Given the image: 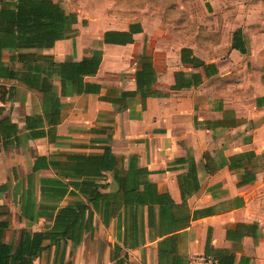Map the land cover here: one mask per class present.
<instances>
[{
	"label": "crops",
	"instance_id": "crops-1",
	"mask_svg": "<svg viewBox=\"0 0 264 264\" xmlns=\"http://www.w3.org/2000/svg\"><path fill=\"white\" fill-rule=\"evenodd\" d=\"M54 1L79 10L69 0ZM178 2L176 26L136 20L101 28L98 20L82 24L79 14L75 37L39 51L57 64L100 58L96 75L74 82L42 61L37 64L47 71L36 80L4 51L3 240L19 242L24 231L45 229L54 222L47 215L55 218L62 208L80 203L88 209L81 241L65 239L35 264H189L192 256L207 255V244L234 254L235 264H264V56L248 55L255 12H232V6L215 12L224 39L218 44L210 39L212 28L190 36L182 23L193 15L190 1ZM238 30L246 53L233 48ZM145 55L154 73L138 87ZM107 146L117 169L108 168ZM248 152L256 157L246 167L231 168L232 156ZM133 159L148 168L149 184L127 183L138 175L128 169ZM99 161L106 168L93 170ZM254 173L255 180H245ZM239 224L248 232L228 239Z\"/></svg>",
	"mask_w": 264,
	"mask_h": 264
},
{
	"label": "trees",
	"instance_id": "trees-1",
	"mask_svg": "<svg viewBox=\"0 0 264 264\" xmlns=\"http://www.w3.org/2000/svg\"><path fill=\"white\" fill-rule=\"evenodd\" d=\"M78 23L79 16L77 12L69 10L61 2L54 0H0V73L8 69L2 58L4 51H10L11 60L23 64L22 70L26 71L27 74L34 75L36 73V80L40 72L47 71L43 67H40L37 61L60 68L62 76L70 78L71 82L80 80L86 75H96L101 61L100 58L92 57L85 58L81 62L67 61L57 64L54 63L53 57L39 53V51L52 48L59 40L75 37L77 34L76 25ZM83 23L86 22L83 21ZM131 41L132 39H130ZM116 43L121 42L117 41ZM233 48L246 53L242 30L234 33ZM191 62L194 64L199 62L200 66L208 68L204 62L197 58H191ZM142 66L145 72L143 75L140 72L137 74L138 87L146 83L144 79L145 75L150 70L153 72L150 56H143ZM10 75L17 78L20 82H26L24 77L19 75L18 72L11 71ZM197 82L201 83L202 81L199 79ZM31 87L36 89L37 85H34V82H32ZM49 98L47 96L46 99L48 100ZM106 154L108 155V168L117 169V159L112 153L110 146H107L105 149L104 155ZM78 156L83 157L81 154H78ZM243 157L247 158V160L242 159ZM253 157L255 158L256 155L252 152L232 156L230 160L235 165L233 167L231 165V168L246 167ZM78 167L84 168L82 162H78ZM104 168L106 166H100V161L95 162L92 166L93 170ZM128 169L138 174L126 178L129 185L149 184L147 181L150 173L148 168L139 167L133 159L130 161ZM191 170L193 171L192 180L195 182V164L191 165ZM255 178L254 173L251 178L245 180L253 181ZM182 192L185 196L184 190ZM87 211L88 209L84 204L76 203L73 207L62 208L55 218L53 214H48L47 217L54 221L52 225H47L43 230L24 231L19 242L10 243L4 241L3 229L5 226L2 225L0 227V264H35V261L40 259L45 252L65 239L71 240L74 243L80 242L88 229L85 223ZM25 212L28 213V210ZM243 228L248 229L249 227L245 224H239L237 229L228 230V239L233 241L235 239L241 240L243 235L248 232L246 230L241 231ZM211 255L218 264H235L236 261L234 254H230L225 250L215 249L210 244H207V256ZM249 263L250 259H246L240 264Z\"/></svg>",
	"mask_w": 264,
	"mask_h": 264
},
{
	"label": "rangeland",
	"instance_id": "rangeland-1",
	"mask_svg": "<svg viewBox=\"0 0 264 264\" xmlns=\"http://www.w3.org/2000/svg\"><path fill=\"white\" fill-rule=\"evenodd\" d=\"M79 9L77 14L86 20H98L101 28H113L123 26L130 21L144 20L149 24L159 23L161 25L176 26L180 23L181 11L176 10L178 0H69ZM191 4V12L183 24L188 26L193 36L200 30L212 28L211 41L218 44L223 43V37L218 32V25L221 19L217 18L215 12H225L230 6L235 8L232 12H255L254 21L249 24V53L264 56V0H221L216 5L208 0H185L184 4ZM235 2V3H232ZM223 24V22H222ZM181 25V24H180ZM222 26V25H221ZM248 106L252 102V97L241 98Z\"/></svg>",
	"mask_w": 264,
	"mask_h": 264
},
{
	"label": "built area",
	"instance_id": "built-area-1",
	"mask_svg": "<svg viewBox=\"0 0 264 264\" xmlns=\"http://www.w3.org/2000/svg\"><path fill=\"white\" fill-rule=\"evenodd\" d=\"M214 259L207 255H194L190 258L189 264H213Z\"/></svg>",
	"mask_w": 264,
	"mask_h": 264
}]
</instances>
